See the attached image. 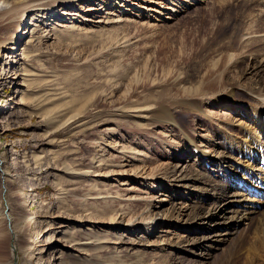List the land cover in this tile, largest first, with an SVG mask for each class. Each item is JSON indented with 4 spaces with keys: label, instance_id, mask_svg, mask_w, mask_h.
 Instances as JSON below:
<instances>
[{
    "label": "rangeland",
    "instance_id": "rangeland-1",
    "mask_svg": "<svg viewBox=\"0 0 264 264\" xmlns=\"http://www.w3.org/2000/svg\"><path fill=\"white\" fill-rule=\"evenodd\" d=\"M48 1L29 4L30 11L24 14L27 0H0L8 5L0 10V68L7 69L0 73V171L8 176L4 181L0 174V229L7 238L2 262L77 264L74 256L85 251L63 238L68 227L97 235L109 232L111 238L121 231L137 242L153 206L166 203L159 214L165 216L172 196L179 202L177 208L182 207L181 215L173 217L177 227L161 229V220L147 233L146 244L155 249L147 250L145 260L195 261L193 255L170 245L185 235L179 223L194 214L190 189L202 186L187 184L190 189L182 188L176 196L159 180L163 175L171 178L176 165H193L202 172L196 165L199 158L179 156L189 142L178 125L169 124L168 129L144 113L134 117L127 104L130 99L142 104L152 97H160L157 106L173 103L197 145L203 150L214 145L213 129L230 125L236 116L213 102L227 93L226 85L203 97L205 113L186 110L176 97L181 96V87L201 83L206 68L223 54L224 42L241 35L237 27L225 24L229 14L242 13L249 24L252 15L264 19L263 3L230 0L227 11L221 8L222 0H66L43 11ZM37 11L40 17L34 22L31 15ZM54 11L57 20L50 18ZM195 48L203 50L201 59L193 58ZM223 69L209 79L220 77ZM261 72L264 79V66ZM230 73L238 78L236 69ZM138 122L146 127L136 131ZM205 123L207 127L200 126ZM147 136L155 141H147ZM257 209L250 223L226 224L223 231L228 233L219 236L225 241L207 249L206 264H264V247L259 243L264 239V204ZM9 214L15 222L5 220ZM115 240L106 242L103 257L113 252ZM138 245L143 247V242Z\"/></svg>",
    "mask_w": 264,
    "mask_h": 264
},
{
    "label": "bare ground",
    "instance_id": "bare-ground-1",
    "mask_svg": "<svg viewBox=\"0 0 264 264\" xmlns=\"http://www.w3.org/2000/svg\"><path fill=\"white\" fill-rule=\"evenodd\" d=\"M41 1L44 0H27L28 4H26V7H28L29 4ZM60 1L66 0L48 1L49 6L43 11L53 9ZM247 1H250V3L259 1L264 5V0ZM114 2L119 3L123 2V0H114ZM229 4L230 0H222L221 8L229 11ZM7 6L8 5L2 2L0 4V10L7 8ZM30 8L31 7L26 8L24 14H28ZM60 9L58 7L59 15ZM50 14L52 20L58 19V15L55 11ZM31 17L35 22L40 17V14L37 11L33 13ZM246 19L247 18L243 16L242 13H236L234 16L232 13L229 14L228 21L225 24L229 26V28L234 29V27H237L239 31H241V35L237 33L240 36H234L233 39L224 42L221 48L222 51L224 49L223 54L220 53V59H216L215 62L213 61V63H210V66L208 65L209 67L206 68L204 75L202 74L204 77V79L202 78L203 81L200 79L202 81L201 83L198 82V84L190 87H181V96L176 97L180 99V102L184 106L183 108L186 110H192V112L193 110H199L205 113V106L202 104L203 97L222 91V88L226 85V89H228L227 93L222 99H213V102L217 103L219 108L227 107L232 109V113L236 114L235 120H232L233 122H231L232 124L230 123V125H223V127L218 126L216 129H213L216 130V135L213 137L214 145L210 144L207 150H203L197 145L194 134L185 126V123L182 122L180 111H174L171 107L173 103L157 106L160 97H152L142 104H137L133 102L132 99H130V103L127 104V107L132 109L131 113L134 114V117H141L144 113L152 119V123H160L162 127H168L169 124L173 126H175V124L178 125L181 131L180 135H183L182 137L189 142L186 148L180 149L178 153L179 156L192 155V158H194V156L195 158H199V161L196 159V165L202 172L194 168L193 165H176L172 166L170 170L169 174L171 178H167L163 175L159 180L164 190L166 187L168 190L174 189L176 196L180 194L182 188L186 187L190 189L187 184L193 185V183L199 182V185L202 186L200 188L194 187L193 190L190 189L191 193L195 196L194 204L192 205V207H194V214L191 218L189 217L190 220H187V222H178L180 230L184 232L185 235H179L178 240L170 245L172 249H180L193 255L195 261L186 257H176L172 258L170 261L171 264H183L186 262L188 264H206L210 254L207 249L210 248V250H213L214 248H218L221 242L225 241L219 236L228 233L227 229L223 231L226 224L234 223L236 227L239 226L242 221L250 223L253 219V217H250L251 213L253 214V212L256 211L258 205L264 204V79L261 77L262 67L264 66V19L262 16L256 18L252 15L251 18H248L249 24L246 23ZM12 20L14 19L12 18L9 21ZM33 21L28 24H33ZM28 24L25 25L24 29L28 27ZM192 51L193 58H200L203 50L195 48ZM14 56L16 57V51L15 55L13 53L11 57H9L13 60ZM223 64L225 67H222ZM221 68L224 69L221 71L222 74L220 77L214 75L218 78L209 79L213 73L218 72ZM234 69H236L238 78L231 77L230 72ZM6 72V67L2 66L0 68V73ZM167 72L170 73V71ZM134 76L135 80L138 81L139 77L136 74ZM145 125V122H138L135 126L137 129L136 131L142 130ZM200 126L207 127V124L205 123ZM222 139L226 140L223 144L220 142ZM146 140L149 142L155 141L148 136ZM187 148L188 150H186ZM158 155H160V153ZM171 158L173 159L175 157ZM15 165L16 167L19 166L17 163ZM0 174L4 181L8 179L4 169L0 171ZM59 184L60 181L57 180L56 186H59ZM55 189L57 190L58 188L55 187ZM174 198L175 197L172 196L170 201H168L170 203V210L165 216L159 217V214L163 204L166 203L161 201V206H153L154 209L152 210L153 212L150 219L142 224L140 238L137 242V239L134 240L131 236L128 238L123 235L124 233L121 231L119 233H114V235H112L114 237L111 238L108 236L110 235L109 232H100L97 235L96 232L91 233L89 230H82L80 227L73 229L68 227L63 231V238H65L68 243L72 244L73 247H77L78 250L85 251L83 255L74 256L75 263L129 264L128 262H131L130 264H150L145 260V256L149 248H153L151 250H154L155 247L153 245L149 247V244H146L147 241H150L146 239L149 237L147 233H150L151 229L154 228L156 224H159L161 220L162 225L159 226L161 229L165 228L167 225L175 226L176 224L177 227V221H174L173 217L176 215L175 217L178 218V215H181L182 207L177 208L179 202L173 200ZM189 200L188 198V201ZM67 209L68 208H66V210ZM8 219L11 223L15 222V216L12 214H9L8 218L5 220L8 221ZM78 220V218L74 219L75 222L80 223ZM134 225L138 227L137 224ZM7 228L8 227H6L5 230H7L9 234L10 229ZM74 230L81 233V236L78 237L74 235L77 234L74 233ZM129 231L130 229L128 232ZM3 232V229H0V262H2L5 257L2 255V248L7 242L6 234H3ZM194 232H197L199 236H195L196 234H194ZM114 238L116 239V243H114L116 245L113 247V252H108V254L103 257L104 254L102 250H108L106 242ZM142 242L143 247H139L138 244H142ZM259 243L264 247V239L262 241L260 239ZM238 244L239 243H237V245ZM125 246L126 249L124 248ZM135 247L140 248V252H130L131 249ZM233 249H236V243ZM91 251H101L102 253L97 255L96 253H91ZM133 255L135 260H132L134 259L133 257L131 258ZM98 256H101L100 260L97 259ZM262 258L264 261V255ZM1 264L5 263L2 262ZM61 264L71 263L62 261Z\"/></svg>",
    "mask_w": 264,
    "mask_h": 264
}]
</instances>
